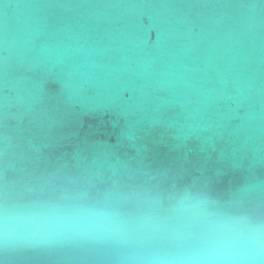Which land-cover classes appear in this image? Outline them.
<instances>
[{"label": "water", "instance_id": "obj_1", "mask_svg": "<svg viewBox=\"0 0 264 264\" xmlns=\"http://www.w3.org/2000/svg\"><path fill=\"white\" fill-rule=\"evenodd\" d=\"M5 201L118 230L0 264H131L194 208L264 223V0H0Z\"/></svg>", "mask_w": 264, "mask_h": 264}, {"label": "clouds", "instance_id": "obj_2", "mask_svg": "<svg viewBox=\"0 0 264 264\" xmlns=\"http://www.w3.org/2000/svg\"><path fill=\"white\" fill-rule=\"evenodd\" d=\"M117 230L110 214L97 207L0 203V250L4 251ZM165 231L177 242L175 250L129 257L131 264H264V223L194 208L186 222Z\"/></svg>", "mask_w": 264, "mask_h": 264}]
</instances>
